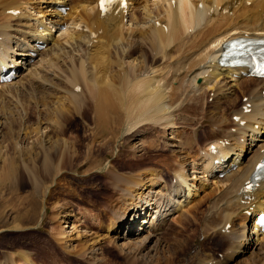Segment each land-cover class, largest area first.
<instances>
[{
    "label": "bare ground",
    "instance_id": "6f19581e",
    "mask_svg": "<svg viewBox=\"0 0 264 264\" xmlns=\"http://www.w3.org/2000/svg\"><path fill=\"white\" fill-rule=\"evenodd\" d=\"M96 1L0 0V73L11 67L15 73L27 69L18 80L0 81V99L33 82L52 102L46 108L49 120L23 133L24 137L36 135L30 149L38 162L23 163L21 170L34 185L36 167L47 176L45 180L50 176L53 180L64 171L67 178L80 166L79 183L95 185L101 198L100 221L90 224L95 219L86 217L84 223L104 230L107 237L94 234L71 254L83 261L100 243L99 238L112 241L109 233L137 234L134 222L142 217L152 230L149 240L133 243L131 256L137 263L144 261L140 254L161 228L166 211L176 213L177 222H183L186 216L181 212L190 208L188 214L192 209L201 214V219L193 214L191 220L199 225L198 242L201 238L206 243L195 246L194 260L189 256L192 262H188L264 264V234L252 222L264 210V179L251 192L241 190L264 153V78L243 75L241 69L218 62L222 44L230 36L264 32V0H127L125 7L102 15ZM61 6L68 9L61 10ZM31 9L42 14L37 16ZM40 42L45 43V51L38 47ZM196 126L203 130L195 137ZM48 128L54 130L55 138L63 133L64 142L45 134ZM70 131H76V144L65 139ZM148 131L157 135L132 148V140ZM160 131H170L169 139L185 131L183 141L177 143L180 151H169L159 139ZM197 138H207L208 143L199 147ZM209 142L216 145V152L208 148ZM188 157L193 167L203 168V180L195 182L196 176L189 180ZM15 164L3 165L5 180L14 173ZM220 171L223 177L218 176ZM209 183L213 191L199 198L198 191ZM162 187L166 195L154 196L152 189ZM41 203L36 221L38 205L33 200L28 203L31 214L26 211L24 221L13 220L12 228L0 231L34 230L46 199ZM201 206L205 210L199 212ZM156 212L155 220H150ZM128 215L130 223L125 221ZM64 229L53 228L57 243L62 242ZM179 240H174L173 251L163 264H174ZM161 241L147 252V257L156 260L152 264H161ZM207 242H215V248L208 250ZM47 243L39 240L41 252ZM246 252L249 257L238 261ZM19 257L26 263L33 261L24 253Z\"/></svg>",
    "mask_w": 264,
    "mask_h": 264
},
{
    "label": "rangeland",
    "instance_id": "374dc122",
    "mask_svg": "<svg viewBox=\"0 0 264 264\" xmlns=\"http://www.w3.org/2000/svg\"><path fill=\"white\" fill-rule=\"evenodd\" d=\"M41 6L44 7V5ZM35 11L31 9L30 12L37 13V16L42 14ZM41 51H45V46L42 47ZM24 70H19V75L15 76L13 79L18 80L19 77H21L24 73L26 74L27 69L24 68ZM32 83L31 85H29V83H25L24 86H21L22 89H18L16 93L13 92L11 96L9 93H5L4 96L2 95V99H0V230L4 229L5 227L12 228L15 225L13 220L19 221L18 218L21 219L20 221H24L23 216L26 215L25 212L28 211L29 214H31V210L28 209V207H30L28 203H33V200H36L38 205V211L35 217L36 221L39 217L38 213L42 210L41 206H43L41 203V199H46V203L44 204L43 216L42 218L40 217V222L34 230L24 232L6 230H4V232L0 231V264H71L72 261H76V264H142L143 262H146V264H152L156 260H153L152 256L147 257V252L159 239L164 242L163 243L161 241V245L159 248L160 255H158L160 257L161 264H163L164 259L166 258V255L170 253V250L173 251L172 247L175 239H180V247L178 248L179 253L176 254V258L173 260L174 264H191L190 262L194 260V253H196L195 246L198 245L199 242L203 239L200 238L198 242V239L200 237V234H198L200 233L199 225L191 220V216L195 214L193 213L194 209L190 210V215L186 212L190 208H187V210L185 209L181 212V215L183 214L184 218L186 216V221H178L180 224L177 222L178 215L176 213L168 214L169 211H166L167 214L162 218L161 228L157 229L156 233H154V237L156 238L152 237V241L148 243L147 249L143 250L140 254V256H143V259L145 258L144 261H138L137 263V261L132 259L133 256H131L133 251L131 250V248L133 247V243L137 245H139V243H142L143 240L147 238L148 235H150L152 230L148 223L145 222L147 220L143 221L142 217H138V219L136 218L137 220L136 222H134V226H136L139 230L137 234H130L129 237L125 234V231L122 232L121 235L119 233L115 235L109 233V239L112 238V241L108 240L107 238H99L100 243L96 245L94 249L95 252L93 251V253L85 256L83 261L76 260L77 256L71 254L70 251H76L81 246L88 244V241H90V239L92 237H95L96 235L101 234L102 237H107L104 230H97L94 226H88L84 223L86 217L96 220H94L95 222L90 221V224L96 223L97 225V223L100 221L99 218L102 214L100 211L101 198L94 188L95 185L79 183V179L82 178L81 169L79 168L80 166L75 167L74 171H72L74 173H70L67 178L64 171L53 180L51 179V176L49 177V179L45 180L47 176L39 171L36 167L32 171V173H35V176L38 174V182L34 185L32 184L33 179H29L21 170V165L23 163L28 166H32L35 162H38V157L35 156V153L34 155H32V151L30 149V147L34 145L33 141L35 140L36 135L34 133V135L30 134L28 135L30 137L28 139V136L24 137L23 133H29L35 124L44 123L45 120H49V106L52 105L51 100H48L46 92L43 93V91L38 85H36V83ZM44 97L46 99H44ZM237 97V102H239L241 95L238 94ZM44 100L48 101L47 104ZM208 101L210 102L211 99L208 98ZM45 105L48 106L46 107ZM48 107L49 109L47 112L46 108ZM40 126L43 125L40 124ZM202 130V128L196 126L194 136H198L202 132ZM184 132L185 131H180L178 133V138H175V140L169 139L170 137H172L169 134L170 131H160L158 132V134L159 137H162L159 138L157 136V138L162 141H160L162 144L167 146L169 151L177 153V151H180V145L177 146V143L179 141H183V138L185 137ZM46 133L48 136L53 137V139H59V142L63 141V133L62 135H60V137H57L56 135V138L53 135V129L48 128V130H45V134ZM143 135L144 136L140 135L138 138L132 140V148L137 149V147H140L143 144L146 138H151L153 135L157 134H154L153 131H148ZM65 139L72 144H76V131L68 132L65 136ZM207 140V138H197L195 143L197 142L196 144H199V147L203 145V148L208 143L206 142ZM116 151L117 150L115 149L113 151L114 157L116 156ZM195 152L196 148L193 149V155L196 154ZM202 154H204L203 151H200V155ZM109 156L113 157L111 155ZM187 160V163L189 164L187 165L190 176L189 180L192 179L193 176H196L194 179L195 182H199V179L203 180V178L206 177L203 168H201L200 166L193 167V164H191V162H193V159L188 157ZM12 161L16 163V169L13 173L14 175L12 174L10 178H7L5 180V175L3 174V165L7 162ZM104 165H107L106 161H104ZM169 179L170 178H167L166 182H168ZM208 185L209 189L203 187L202 191H198L199 198L204 197L205 195H208L209 192L213 191L214 186L211 183H209ZM46 188H48L49 191L46 196H43ZM152 190L155 191L153 192L154 196L155 194H157V196L161 195V197L166 195V190L163 187L160 189L155 188ZM153 201L154 199L149 200L150 203ZM147 209H149L147 211L148 217V214L151 213V204L147 206ZM204 210V206L198 208L199 212H202ZM153 211L155 210L153 209L152 212ZM63 215L65 217H62ZM156 215L157 212L151 214L149 219L151 220L153 218V220H155ZM200 215L201 214L199 213L198 215L195 214L196 217L201 219V217H199ZM130 216H126L125 219V221H127L128 223H130L131 221ZM58 226L65 228V231L63 233V235H65L62 238L63 240L61 243H57L56 240L52 238V232H54L53 228ZM72 226H75L76 229H74L75 227L72 228ZM163 227L166 228L163 229ZM162 230L163 232L158 233ZM248 232L250 235L251 231L248 230ZM147 239L149 240V238ZM39 240L45 241L46 243L50 240L45 245V248L42 250V252L37 245V243H39ZM205 243L206 242H203L202 244ZM214 243L215 242H209L208 244L207 242V248H209L208 250L215 248L213 247ZM47 246L48 252L45 255ZM167 246H169L168 248H170V246L172 247L168 250ZM167 250L168 252H166ZM21 253L31 256L33 260L32 263H26L23 259H21L19 257ZM217 254H219L220 256V253ZM249 255L250 254L246 252L245 255L239 257L238 261L246 260ZM189 256L192 260L189 259ZM219 259L220 261H223L222 256ZM189 260L190 262H188Z\"/></svg>",
    "mask_w": 264,
    "mask_h": 264
},
{
    "label": "snow or ice",
    "instance_id": "6c2138e0",
    "mask_svg": "<svg viewBox=\"0 0 264 264\" xmlns=\"http://www.w3.org/2000/svg\"><path fill=\"white\" fill-rule=\"evenodd\" d=\"M106 2H110V0H101L102 7H103L104 3H106Z\"/></svg>",
    "mask_w": 264,
    "mask_h": 264
}]
</instances>
